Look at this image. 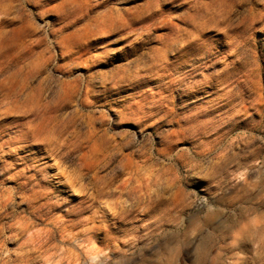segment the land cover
I'll list each match as a JSON object with an SVG mask.
<instances>
[{
	"label": "rangeland",
	"instance_id": "374dc122",
	"mask_svg": "<svg viewBox=\"0 0 264 264\" xmlns=\"http://www.w3.org/2000/svg\"><path fill=\"white\" fill-rule=\"evenodd\" d=\"M95 252L264 264V0H0V264Z\"/></svg>",
	"mask_w": 264,
	"mask_h": 264
},
{
	"label": "bare ground",
	"instance_id": "6f19581e",
	"mask_svg": "<svg viewBox=\"0 0 264 264\" xmlns=\"http://www.w3.org/2000/svg\"><path fill=\"white\" fill-rule=\"evenodd\" d=\"M90 158L92 159V160H90L91 165H96L98 158H95L94 159V156H92ZM59 171H61V173H62L63 170H59ZM63 173H65V172H63ZM58 174H59V172H58ZM75 175L77 177H79L78 176L79 174H76L75 173ZM75 175H74V178H70V177H67L65 175L67 177V181H64V182L60 179L59 175H56L54 177L58 179L57 182H59V184L64 185V186L66 185L72 191H76L77 192V191H80V186H78V182H76V179H78V178H75ZM133 179H134L133 178V175L131 177H129L130 182ZM239 183H241V184H239L241 186L244 185L240 181H239ZM137 187H138V189H137ZM125 188L126 187L124 186V188H122V189L124 190ZM115 189H118L119 192L122 194V192L120 191V187H117ZM81 190H82V188H81ZM94 190H95V195H93L91 198H93L95 200H96V197H102V196L104 197V196H107V195H114V192H115L112 189H109L108 190L105 187H100L98 185H96V188ZM137 191H139V186L138 185H132L131 188L128 191V195L131 196V195H133V193H138ZM147 196H148V205L151 206V202H152V200H151V198H152L151 192H148ZM137 197H138V195H137ZM104 204H105L104 206H101V208L103 209L102 211H104V210H108V211L109 210H112L113 215H115L117 217L118 216H124L123 214H126L130 210V207L133 206L131 204L130 205L125 204V201H121V202H114L113 201L112 202L110 200H106V201H104ZM99 211H101V209H99ZM105 216H107V213L106 212H103V217H105ZM95 229H96L95 226H90L88 228H85L83 231L84 232H88V231H93ZM80 234H83V233H80ZM77 235H79V234H77ZM78 237L79 236H76L75 238H78ZM84 240H88L89 241V239H84ZM100 253L101 252L91 253L92 256H91L90 261H89L90 264H100L102 262V260H103V257H102L103 254H100ZM89 262L87 263L86 261H84V264H89Z\"/></svg>",
	"mask_w": 264,
	"mask_h": 264
}]
</instances>
